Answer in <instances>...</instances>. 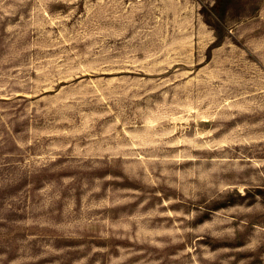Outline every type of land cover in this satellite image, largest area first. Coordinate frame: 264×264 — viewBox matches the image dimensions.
I'll return each instance as SVG.
<instances>
[{
	"label": "rangeland",
	"instance_id": "obj_1",
	"mask_svg": "<svg viewBox=\"0 0 264 264\" xmlns=\"http://www.w3.org/2000/svg\"><path fill=\"white\" fill-rule=\"evenodd\" d=\"M0 264H264V0H0Z\"/></svg>",
	"mask_w": 264,
	"mask_h": 264
}]
</instances>
